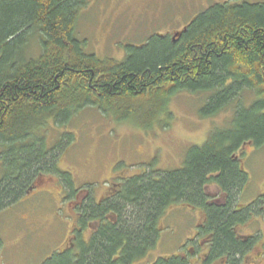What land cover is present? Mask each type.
Returning a JSON list of instances; mask_svg holds the SVG:
<instances>
[{"label": "trees", "instance_id": "16d2710c", "mask_svg": "<svg viewBox=\"0 0 264 264\" xmlns=\"http://www.w3.org/2000/svg\"><path fill=\"white\" fill-rule=\"evenodd\" d=\"M88 2L0 0V145L9 150L0 154L6 171L0 178V212L47 174L59 176L69 198L76 197L71 175L56 167L57 152L63 149L45 150L44 139L34 137L48 120L63 125L94 107L113 113L116 122L142 117L144 125L165 109L172 95L207 94L203 118L236 105L233 130L211 132L203 146L189 151L181 169L118 180L117 189L100 203L85 198L77 208L84 227L101 221L90 244L78 241V254L69 249L43 264H133L156 247L157 226L178 203L204 212L201 231L211 237V257L227 256L229 264H236L253 239H242L235 226L251 220L249 214L256 211L235 207L250 182L236 153L247 143L264 145V4L215 3L175 40L154 37L117 61L83 52L75 30ZM31 35L39 37L41 52L24 57ZM246 92L255 98L249 109L241 105ZM137 100L141 106L135 107ZM28 139L32 143L26 146ZM210 184L228 196L225 206L209 203L205 187ZM154 264L188 263L175 257Z\"/></svg>", "mask_w": 264, "mask_h": 264}, {"label": "rangeland", "instance_id": "374dc122", "mask_svg": "<svg viewBox=\"0 0 264 264\" xmlns=\"http://www.w3.org/2000/svg\"><path fill=\"white\" fill-rule=\"evenodd\" d=\"M224 1L89 0L86 9L79 13L75 35L85 54L122 61L131 47L142 48L154 37L172 38L208 6ZM249 2L264 4V0ZM39 40L37 35L28 38V46L22 51L24 57L39 56ZM206 98L207 94L201 93L172 95L165 109L144 125L142 117L132 115L116 122L113 113L105 114L94 107L79 111L63 125L48 120L34 137L44 139L45 150L63 149L56 151V167L71 175L72 190L77 195L69 198L70 193L57 175L37 177L24 197L0 212V264H43L54 254L75 248L71 241L77 229V208L85 198L92 196L97 201L105 193L112 194L118 180H129L148 171L181 169L189 151L203 146L211 132L233 130L236 105L214 118H203ZM254 100L246 92L241 105L249 109ZM134 105L141 106L140 100ZM24 143L30 145L32 139ZM8 151L0 145V154ZM236 154L250 180L237 201L242 209L254 205L250 208L257 212L249 214L251 220L244 218L235 226L242 239H253L251 248L236 259V264H264V145L258 148L247 143ZM5 172L0 160V178ZM205 192L211 201L221 202L223 194L215 185L205 187ZM204 219L200 208L184 203L171 206L157 226L161 233L156 247L133 264L177 258L190 247H194L192 255L197 254L200 238L205 239L204 245L210 241L202 232ZM91 224L95 229V224ZM74 252L78 254L77 249ZM226 257L211 264H229ZM188 264L210 263L200 257Z\"/></svg>", "mask_w": 264, "mask_h": 264}, {"label": "flooded vegetation", "instance_id": "af4514ba", "mask_svg": "<svg viewBox=\"0 0 264 264\" xmlns=\"http://www.w3.org/2000/svg\"><path fill=\"white\" fill-rule=\"evenodd\" d=\"M228 1H232V0H226V1H224V2H228ZM236 1H238V2H240V1H245V2H249V0H236ZM223 3V2H222ZM249 3H251V2H249ZM215 4V3H214ZM213 5V4H212ZM211 5V6H212ZM208 8H209V6H208ZM185 29V28H184ZM183 31V30H182ZM181 31V32H182ZM180 32V33H181ZM179 32L177 33V35H176V37H178V35L180 34ZM173 37V40H175V36H172ZM243 148V147H242ZM235 161H240L238 164H239V166L241 167L242 165V160H240V158L238 157V156H236V158H235ZM242 168V167H241ZM114 184H116L117 186H118V183H114ZM216 186V185H215ZM216 187H218V186H216ZM117 188V187H116ZM219 188V187H218ZM220 189V188H219ZM221 190V189H220ZM222 192V191H221ZM222 194H223V196H222V200H221V202H214V201H211V200H209L210 202V204L211 205H216V206H225L226 204H227V200H228V196L226 195V194H224L223 192H222ZM109 195H111L110 193L108 194V193H105V194H103L102 195V197L100 198V200H97V203H100L103 199H106ZM264 197V196H263ZM241 206V203L239 202V203H237L236 205H235V207L237 208V209H239V211H240V209H242V207H240ZM250 207H252V206H254V205H249ZM248 206V207H249ZM249 207V208H250ZM245 208H247V207H245ZM205 216V215H204ZM109 217V216H108ZM107 217V218H108ZM81 215L79 214V213H77V229H76V231H75V233H74V235H73V237H72V241H71V245L73 246V247H76V248H68V249H66V250H69V249H77V245H78V241H81L82 243H85V244H90V239H91V236H92V234L95 232V231H97L98 230V225L101 223V221H99V220H96V221H94L93 223L95 224V226L96 227H94L95 229H93V228H91V226L90 225H92L91 223H87V225H88V228H85L84 227V224L81 222ZM205 222H206V217H205V219H204V221H203V224H202V226L205 224ZM93 226V225H92ZM93 229V230H92ZM88 230H92L91 232H90V234H89V236L87 235L86 236V233L88 232ZM200 233V232H199ZM208 238L209 239H211V237L210 236H208ZM190 240V239H189ZM203 240H205V239H201L200 238V240L198 241V243L196 244V246L198 247L197 248V250L199 251L197 254H194V255H192V253L194 252V250H193V248L194 247H190L189 248V250H187L186 252V254L185 255H182V256H180L179 255V257H177V258H180L181 260H184V261H187V263H191V261L193 260V259H195V258H200V257H202V261L203 262H206V263H213V261L215 260H218V261H220L221 259L219 258V257H211V248L209 247V243H207V245H204L203 244ZM76 241H77V243H76ZM69 244H70V241L68 242ZM185 245V244H184ZM183 245V246H184ZM205 247H207V250L205 249ZM65 250V251H66ZM205 251V252H204ZM64 252V251H63Z\"/></svg>", "mask_w": 264, "mask_h": 264}, {"label": "bare ground", "instance_id": "6f19581e", "mask_svg": "<svg viewBox=\"0 0 264 264\" xmlns=\"http://www.w3.org/2000/svg\"><path fill=\"white\" fill-rule=\"evenodd\" d=\"M75 28V27H74Z\"/></svg>", "mask_w": 264, "mask_h": 264}]
</instances>
